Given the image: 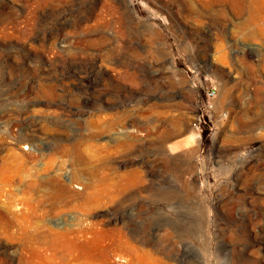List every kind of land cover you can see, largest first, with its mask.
<instances>
[{
  "label": "rangeland",
  "instance_id": "1",
  "mask_svg": "<svg viewBox=\"0 0 264 264\" xmlns=\"http://www.w3.org/2000/svg\"><path fill=\"white\" fill-rule=\"evenodd\" d=\"M0 264H264V0H0Z\"/></svg>",
  "mask_w": 264,
  "mask_h": 264
},
{
  "label": "built area",
  "instance_id": "2",
  "mask_svg": "<svg viewBox=\"0 0 264 264\" xmlns=\"http://www.w3.org/2000/svg\"><path fill=\"white\" fill-rule=\"evenodd\" d=\"M217 90H218V88L215 84H211L205 90L206 99L204 102V107L206 109H212L214 107L213 101H214L215 97L217 96ZM194 128L197 130L198 134L201 132V130H202L201 119L197 118L194 121Z\"/></svg>",
  "mask_w": 264,
  "mask_h": 264
},
{
  "label": "bare ground",
  "instance_id": "3",
  "mask_svg": "<svg viewBox=\"0 0 264 264\" xmlns=\"http://www.w3.org/2000/svg\"><path fill=\"white\" fill-rule=\"evenodd\" d=\"M70 182H71V181H70ZM89 233H90V231H88V229H81V230L79 231V235H80L81 237L88 236Z\"/></svg>",
  "mask_w": 264,
  "mask_h": 264
}]
</instances>
